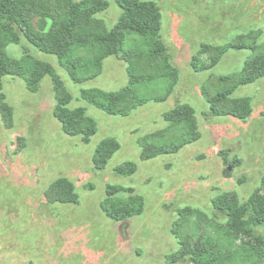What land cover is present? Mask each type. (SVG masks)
<instances>
[{
    "label": "rangeland",
    "instance_id": "374dc122",
    "mask_svg": "<svg viewBox=\"0 0 264 264\" xmlns=\"http://www.w3.org/2000/svg\"><path fill=\"white\" fill-rule=\"evenodd\" d=\"M96 14L112 26L120 7ZM160 7L161 34L178 82L164 102L148 101L128 116L110 115L79 95L82 87L115 90L127 83L125 63L109 56L99 76L81 84L70 80L54 55L40 52L25 40L10 44L7 53L20 55L23 46L36 57L50 61L72 94V106L83 105L95 118L98 130L90 142L61 130L53 116L51 80L43 77L36 92L22 79L4 77V92L14 109V122L6 127L0 117V264H189L171 260L179 249L173 233L178 210L198 208L214 216L212 199L234 190L246 200L264 174V77L239 86L233 96H250L252 113L244 118L211 115L201 93L219 86V76L241 69L251 50L230 49L210 69L197 71L192 56L201 43L224 44L239 34L258 32L264 43V0H154ZM199 59L207 61L208 55ZM176 101L190 104L201 137L175 153L140 158V139L166 126L162 114ZM113 135L120 148L103 169L95 168L92 153L103 137ZM219 150L239 163L224 173ZM132 160L137 170L117 176L113 167ZM58 176H67L79 195L77 203H49L43 192ZM107 183L133 187L144 198L141 214L113 220L101 210ZM219 219L223 216L219 215ZM182 235H194L196 225L186 222Z\"/></svg>",
    "mask_w": 264,
    "mask_h": 264
},
{
    "label": "trees",
    "instance_id": "16d2710c",
    "mask_svg": "<svg viewBox=\"0 0 264 264\" xmlns=\"http://www.w3.org/2000/svg\"><path fill=\"white\" fill-rule=\"evenodd\" d=\"M120 7L116 22L107 27L96 16L108 8L107 0H0V117L6 127L14 122V109L4 92V77L23 80L30 92H36L48 75L54 96L53 116L61 130L79 135L90 142L98 127L83 105L72 106V94L55 66L48 60L22 48L19 56L7 53L10 44L25 40L45 54L54 55L58 65L74 83L99 76L104 60L115 56L125 63L127 83L115 90L82 87L80 97L110 115L128 116L148 101L164 102L178 82V70L172 64L161 34L160 7L154 0H115ZM258 32L239 34L224 44L201 43L192 56L197 71L213 68L230 49H249L251 54L236 72L219 76L220 86L210 92L205 85L201 93L216 116L244 119L252 113L250 96H233L241 86L264 77V43H258ZM208 60L201 61L200 55ZM166 126L146 133L140 139V158L148 160L161 154L175 153L201 137L194 108L181 101L163 112ZM120 143L113 135L101 138L92 153L95 168L103 169ZM224 173L239 159L229 158L227 150H219ZM137 163L124 161L113 167L117 176L136 172ZM49 203H77L79 195L67 176L53 179L43 192ZM213 217L198 208L185 206L178 210L173 233L179 238V249L171 260H187L189 264H264V174L245 201L240 202L234 190L212 199ZM103 213L113 220H126L144 210V198L133 187L107 183L100 203ZM219 215L223 219H219ZM192 221L196 233L182 235L181 228Z\"/></svg>",
    "mask_w": 264,
    "mask_h": 264
}]
</instances>
